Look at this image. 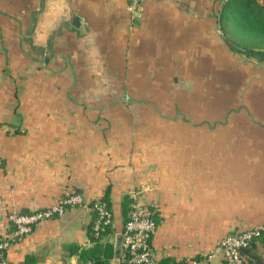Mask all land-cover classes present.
<instances>
[{"label":"crops","instance_id":"1","mask_svg":"<svg viewBox=\"0 0 264 264\" xmlns=\"http://www.w3.org/2000/svg\"><path fill=\"white\" fill-rule=\"evenodd\" d=\"M227 1L141 0L133 11L128 0H0V237L10 211L83 197L9 238L8 264L28 253L36 264H92L64 245L91 244L89 202L107 187L116 231L103 241L120 233L128 194L156 210L159 261L201 256L230 229L264 223V62L229 46L264 36L222 21ZM235 71L249 77L240 113L228 104L235 89L220 98L200 86L179 99L195 115L178 130L136 114L164 107L170 77Z\"/></svg>","mask_w":264,"mask_h":264},{"label":"built area","instance_id":"2","mask_svg":"<svg viewBox=\"0 0 264 264\" xmlns=\"http://www.w3.org/2000/svg\"><path fill=\"white\" fill-rule=\"evenodd\" d=\"M141 0H128V8L136 10ZM83 203L82 194L76 190L66 192L53 205L38 208L27 212L10 211L7 216L14 230L9 233L8 238L0 239V264H8L4 251L9 238L14 235H22L30 232L33 225L43 219L52 217L54 214L62 213L67 206ZM96 217L93 229L97 235L105 225L113 223L112 211L107 207L102 198L93 202ZM156 210L147 202L134 199L128 219L124 223L120 233L122 235L119 264H206L218 254L223 264H257L247 263L242 254V247L249 241L264 233V223L250 225L248 227H237L227 231L215 244V246L201 254V256H187L182 259L171 261H159L154 254L152 235L157 227L155 221Z\"/></svg>","mask_w":264,"mask_h":264},{"label":"trees","instance_id":"3","mask_svg":"<svg viewBox=\"0 0 264 264\" xmlns=\"http://www.w3.org/2000/svg\"><path fill=\"white\" fill-rule=\"evenodd\" d=\"M221 16L222 21H229L230 18L233 19L235 30L246 31L256 36H264V0H228L225 2ZM255 43L256 45L248 43H229V46L237 52H241L246 56L255 57L258 61L264 62V42ZM101 198L112 211L109 187L106 188ZM133 200L134 199L128 194L123 195L121 199L122 227L128 219ZM93 202L94 200L89 202L93 217L86 226V232L91 244L85 246L71 242L66 243L64 246L67 248L69 254H77L79 263L91 262L92 264H108L109 260L115 255V241L110 239L103 241L102 238L104 235L116 231V228L113 223L107 224L97 235L95 234L93 224L96 211L93 208ZM154 218L156 224H158L160 221L158 215L156 214ZM14 228V225H11L10 230L13 231ZM258 239L264 247V233H261L253 237L249 243L241 249L247 263L256 262L257 264H262L259 255H256L253 251V247ZM22 264H36L35 255L32 253L26 254Z\"/></svg>","mask_w":264,"mask_h":264},{"label":"rangeland","instance_id":"4","mask_svg":"<svg viewBox=\"0 0 264 264\" xmlns=\"http://www.w3.org/2000/svg\"><path fill=\"white\" fill-rule=\"evenodd\" d=\"M170 78H171V81L169 82L170 87H171L170 91H166V93L165 92L162 93L160 98L158 97L159 102L162 101L161 99H163L162 104L164 107L158 108L159 111H157L156 109H153L152 106H147L149 107V109H145V107L143 106L141 108H138L137 113H136L137 115L144 116V117L167 116L173 120H171L170 124H167V122H165L166 120H164V124L162 123L163 129L170 127L173 131L178 130V128L183 124L182 123L178 125L176 123V121L179 118L182 121H187L190 116L192 119H194V115H195L194 113L195 110L193 108L185 109V110L180 109L179 99H181L182 97L183 98L186 97V99L189 101L190 99L189 96L191 95L193 96L195 89L200 86L204 87V89H208L209 92L211 89L218 91V95H220V98H223L224 96H230L232 94L230 93V91L232 89H235L236 91L234 92V97L232 101H230V99L228 100L229 101L228 104L231 105V109L234 110L235 112L237 113L242 112V110L239 109L242 106L241 104L242 102L241 93L242 92L240 90L243 87V84L249 81V77L246 76L242 71H235L233 75H229V76H224V75L202 76V77L200 76H191V77L175 76V77H170ZM162 96L163 97L166 96V98H163ZM125 104H130V101L129 102L126 101ZM195 128L196 127H193L192 130L195 131ZM203 130H204V133L206 134L209 129L207 128L206 125H203ZM112 240H113V237H112ZM253 251L256 255H259L262 261V264H264V247L262 246V243L259 239L255 243V246L253 247Z\"/></svg>","mask_w":264,"mask_h":264},{"label":"water","instance_id":"5","mask_svg":"<svg viewBox=\"0 0 264 264\" xmlns=\"http://www.w3.org/2000/svg\"><path fill=\"white\" fill-rule=\"evenodd\" d=\"M78 19L79 17L75 16L73 19V22L75 23L76 21H78ZM121 240H122V235L121 233H118L115 239V255H114V257H117V258L120 256Z\"/></svg>","mask_w":264,"mask_h":264}]
</instances>
